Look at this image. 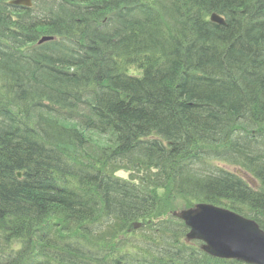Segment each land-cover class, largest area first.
I'll return each instance as SVG.
<instances>
[{"label":"trees","instance_id":"1","mask_svg":"<svg viewBox=\"0 0 264 264\" xmlns=\"http://www.w3.org/2000/svg\"><path fill=\"white\" fill-rule=\"evenodd\" d=\"M9 2L0 0V264H232L187 242L185 225L159 208L163 198L208 202L264 229V144L247 143L264 136V0ZM45 35L55 38L38 44ZM233 144L256 152L236 156ZM195 153L206 172L187 167ZM148 205L159 220L140 232L151 239L143 249L99 244L146 221Z\"/></svg>","mask_w":264,"mask_h":264},{"label":"water","instance_id":"2","mask_svg":"<svg viewBox=\"0 0 264 264\" xmlns=\"http://www.w3.org/2000/svg\"><path fill=\"white\" fill-rule=\"evenodd\" d=\"M28 2L26 0L24 3ZM212 19L224 23L216 14ZM176 215L190 228L188 237L202 240L203 249L209 255L235 258L249 264H264V231L255 221L208 204H198L195 209Z\"/></svg>","mask_w":264,"mask_h":264},{"label":"rangeland","instance_id":"3","mask_svg":"<svg viewBox=\"0 0 264 264\" xmlns=\"http://www.w3.org/2000/svg\"><path fill=\"white\" fill-rule=\"evenodd\" d=\"M237 170V169H234ZM120 175L126 178H130V180H133L137 174H130L127 171H121ZM131 175V176H130ZM172 195L171 197H173ZM180 205H183L181 202L176 200H169V199H161L160 200V214L166 216L167 219L171 218V215L175 211H180ZM151 224V221H138L135 224H133V227L131 229H122L118 226L117 228V234L112 235L109 233H106V235L103 237L102 240H100L99 244L103 247H106L108 249H111L113 251L124 253L125 251L131 249L130 247L139 246L140 249H143L147 244L148 241H150V237H141L140 232L148 229L147 227ZM150 234H158L157 231L153 232L148 230ZM131 236H135V238H132ZM138 236L140 238H138ZM187 242L190 240L185 239ZM195 241V240H192ZM198 242L199 247L201 250H203L202 245L199 241ZM244 264V263H243Z\"/></svg>","mask_w":264,"mask_h":264},{"label":"bare ground","instance_id":"4","mask_svg":"<svg viewBox=\"0 0 264 264\" xmlns=\"http://www.w3.org/2000/svg\"><path fill=\"white\" fill-rule=\"evenodd\" d=\"M215 51V49L213 50V52ZM223 51V50H222ZM215 53H217V52H215ZM219 53H220V51H219ZM239 112H237V114H238ZM241 120H238V122H240ZM234 126H232V125H229V129H228V133H230L231 132V130H232V128H233ZM243 131H245V130H242L241 131V133L243 132ZM254 133H256V131H254V132H250V137L247 139V143L249 144V143H252V144H254L255 146H257V145H261V144H264V136H260V135H257V134H254ZM214 142H217V143H220V142H218V141H214ZM168 143V142H167ZM209 143H212V142H209ZM174 144H176V142H174ZM234 153H235V155L236 156H238L240 153H242V150H248L249 151V153H254V152H256V149L255 148H252V149H250V148H247L246 146H239V145H236V144H233L232 145V149H231ZM158 157H161L162 155L161 154H158L157 155ZM200 158H201V154L200 153H195L194 155H193V159H192V161L189 163V165L187 166V167H191V166H193V167H195L196 166V168L198 169V170H200V171H204V172H206L205 171V165L202 167V165L204 164V163H206V160H205V158H203L201 161H200ZM209 158H212V157H209ZM214 158V157H213ZM186 167V168H187ZM202 167V168H201ZM190 181H187V188H186V192H188L187 190H189V189H191L190 188ZM183 200H185V198H182ZM148 212H150V213H153V212H151L150 211V205H148L147 206V209H146ZM253 211V210H252ZM155 213V214H154ZM153 214H151V215H147L146 217H144V220H146V221H151V222H155V225L157 226V223H158V220H157V217H156V212H154ZM253 213L254 214H257V212H254L253 211ZM137 221H134L132 224H135ZM124 227H126V226H124ZM133 227V225H130L129 226V228L128 229H131ZM152 227H155V226H152ZM149 230L150 231H152V229L151 228H149ZM112 235H116L117 234V229H114L112 232H110Z\"/></svg>","mask_w":264,"mask_h":264}]
</instances>
